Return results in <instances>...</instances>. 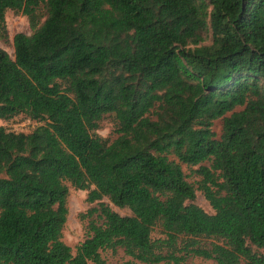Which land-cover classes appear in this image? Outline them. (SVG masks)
<instances>
[{
  "label": "trees",
  "instance_id": "trees-1",
  "mask_svg": "<svg viewBox=\"0 0 264 264\" xmlns=\"http://www.w3.org/2000/svg\"><path fill=\"white\" fill-rule=\"evenodd\" d=\"M7 10L32 32L0 49V121L38 125L0 126V264H264V0H0V36ZM65 183L129 212L92 209L73 256Z\"/></svg>",
  "mask_w": 264,
  "mask_h": 264
},
{
  "label": "rangeland",
  "instance_id": "rangeland-1",
  "mask_svg": "<svg viewBox=\"0 0 264 264\" xmlns=\"http://www.w3.org/2000/svg\"><path fill=\"white\" fill-rule=\"evenodd\" d=\"M32 32L31 26L28 20L20 13H15L7 10L4 13V33L0 36V49L12 57L11 38L16 33H22L26 36ZM209 41V33L206 35V40L203 44H207ZM221 121L217 120L213 122L212 132L218 136L220 131ZM4 126L6 130H12L14 132L28 133L31 132L38 124L28 120L25 116L19 115L15 117L9 123H2L0 126ZM114 121L111 116H104L97 123V127L93 134L105 142H110L113 137ZM203 166H208V163H201ZM197 166L186 167L181 165V170L184 175V179L194 189V197L191 201L186 202L197 206L206 214H212L213 211L210 208L208 202L204 199L201 191L197 190V183L200 178L196 174ZM67 189V196L65 199V206L67 209L65 223L61 230V241L70 248V253L73 256L77 245L85 238L87 224L95 218V214L90 215L89 212L92 209H96L99 204L108 206L113 212L125 216L129 215V212L125 209H118L111 205L105 197L100 200L89 203L86 200L88 190L92 187L89 186L88 190L78 189L71 186L69 183H65ZM157 237L156 231L151 235ZM196 246H207L212 241L210 239H195ZM247 246L255 254H264V249H257L254 246L247 243ZM101 257L105 264H142L130 257L126 256L122 250L116 249L115 251L106 250L101 252ZM90 264V263H88ZM167 264V263H160ZM181 264H215L210 260H202L196 257H189Z\"/></svg>",
  "mask_w": 264,
  "mask_h": 264
}]
</instances>
